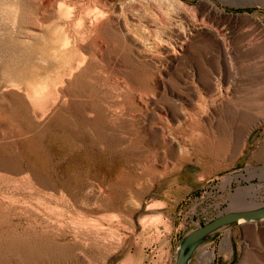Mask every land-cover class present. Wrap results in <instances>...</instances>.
Here are the masks:
<instances>
[{
	"label": "rangeland",
	"instance_id": "obj_1",
	"mask_svg": "<svg viewBox=\"0 0 264 264\" xmlns=\"http://www.w3.org/2000/svg\"><path fill=\"white\" fill-rule=\"evenodd\" d=\"M262 204L264 0H0V264H174ZM190 264H264V218Z\"/></svg>",
	"mask_w": 264,
	"mask_h": 264
},
{
	"label": "water",
	"instance_id": "obj_2",
	"mask_svg": "<svg viewBox=\"0 0 264 264\" xmlns=\"http://www.w3.org/2000/svg\"><path fill=\"white\" fill-rule=\"evenodd\" d=\"M263 218L264 204L252 208L227 211L216 216L210 221L191 230L180 239L174 264H190L198 248L212 233L220 228L240 222L241 220L242 222H249Z\"/></svg>",
	"mask_w": 264,
	"mask_h": 264
},
{
	"label": "bare ground",
	"instance_id": "obj_3",
	"mask_svg": "<svg viewBox=\"0 0 264 264\" xmlns=\"http://www.w3.org/2000/svg\"><path fill=\"white\" fill-rule=\"evenodd\" d=\"M247 192V191H246ZM248 193V192H247ZM237 197L236 196H232L230 199V204L231 206L235 205L237 203ZM240 223H242V220L240 221Z\"/></svg>",
	"mask_w": 264,
	"mask_h": 264
}]
</instances>
